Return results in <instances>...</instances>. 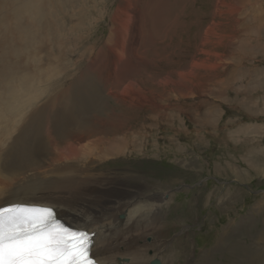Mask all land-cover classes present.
<instances>
[{
	"label": "rangeland",
	"instance_id": "1",
	"mask_svg": "<svg viewBox=\"0 0 264 264\" xmlns=\"http://www.w3.org/2000/svg\"><path fill=\"white\" fill-rule=\"evenodd\" d=\"M167 1L168 20L162 33L149 40L135 33L130 37L137 61L119 91L130 82L139 86L144 92L142 107L130 110L110 97L105 103L106 111L129 112L123 127L117 130L118 136L135 131L140 139L131 144L130 151L104 160L95 153L107 142L98 143L102 135L92 136L98 140L94 143L90 137L88 146L93 142L92 149L83 142L84 147L77 148L80 154L88 155L92 150L91 154L83 163L71 160L75 164L72 166L89 173L93 180H101L89 188L134 192L138 202L145 204L141 210L149 205L150 194H169V201L158 214L140 212L139 217V235L163 246L156 257L161 262L163 256L166 264H264V0ZM47 2L56 9L54 20H48L53 25L46 27L59 33L47 43L51 50L40 53L41 64L47 67L44 54H49L48 61L53 63L60 59L57 63L68 65L71 71L69 79L85 70L95 53L105 48L111 29L116 37L125 35L124 29H119L124 16L114 11L116 6H123L122 0ZM53 45L57 48L54 51ZM197 57L207 64L198 70L197 81L191 78L178 84L177 75L192 72V60ZM212 63L213 67H206ZM103 64L109 72L110 62ZM43 139L48 140L45 134ZM141 140L145 144L140 145ZM63 152L59 146L48 149L37 171L39 179L57 177L52 175L56 170L60 176L63 165L71 164L62 157ZM59 153L61 156H57Z\"/></svg>",
	"mask_w": 264,
	"mask_h": 264
},
{
	"label": "bare ground",
	"instance_id": "2",
	"mask_svg": "<svg viewBox=\"0 0 264 264\" xmlns=\"http://www.w3.org/2000/svg\"><path fill=\"white\" fill-rule=\"evenodd\" d=\"M240 1L242 3L243 0L234 2ZM122 4V7L114 6V11L116 14L120 13L124 16V22L119 28L124 29L125 35L121 34L123 38L114 36V29H111L104 43L105 48L94 52L95 57L92 58V63L87 64L85 70L81 69L83 71H79L72 79H69L71 71L68 69V65L62 66L57 63L60 59L53 63L48 61L50 55L44 54L47 67L45 68L41 64L40 56L42 54L40 53H48L51 50V46L48 47L47 43L57 33L56 30L53 31L49 28L53 23L48 21L54 20L56 7H52L49 2L46 4V0H0V207L11 204L51 207L64 224L74 229H86L94 233L91 256L99 264H149L161 253L163 246L161 247V243L155 239L146 241L139 235L140 212L145 214L152 211L155 215L158 214L162 206L169 201V194H150L149 205L146 209L141 210L145 204L142 205L138 202L139 198L134 192L119 188L110 190L89 188L90 184L101 180H93L89 173L87 174L85 171L86 174H84L83 171H78L81 169L74 168L72 165L75 164L71 163V160L73 162L81 160L82 163L86 161V156H89L92 150H88L90 152L88 155H85L86 152L81 155L77 148L79 149L83 142L87 144L85 147L91 145L92 149L93 142L95 143L98 135L103 136L99 138L100 141L97 140L98 143L107 142V146L102 147L95 154H100L98 157L104 160L130 151L131 144L140 139L135 131L126 133V136L123 137L118 136L117 130L123 127L125 116L129 112L127 110H121V113L106 111L105 103L106 99L110 97L118 105L126 106L130 110L142 107L141 100L144 92L139 86L130 82L123 90L119 91V88L134 71L136 63L135 54L130 47L132 41L130 37L135 33L144 40H149L158 35L159 31L164 29L165 21L168 20L167 7L169 3L167 0H122ZM110 21L111 24H114L115 19L111 17ZM44 27L46 28L44 29ZM55 45H53V51L57 49ZM203 52L202 50V54ZM200 57L192 60V72L190 70L188 73L185 71V73L177 75L178 84L188 83L191 78L196 80L199 77L198 70L207 65L200 62ZM86 59L88 60L89 56ZM107 60L112 66L111 69L109 68V72L104 70L107 66L104 67L103 63H107ZM211 65L214 64H209L206 67H213ZM170 75L172 74L170 73ZM96 79L98 82L95 81ZM111 86L114 87L113 90ZM103 91L108 92L105 94ZM144 100H147V96L144 97ZM43 134L48 138L47 141L43 139ZM92 136L97 137L94 139ZM90 137L94 141L88 146V140L92 139ZM85 140L87 142H84ZM141 144H145V142L141 140ZM52 146L62 147L65 151L62 157L68 164L69 161L71 164L63 165L65 171L64 169L59 171L60 176H58V172L56 173L57 170L50 171L52 175L57 174V177L42 181L39 179L40 175L37 171L42 167L48 149ZM143 146L145 147V145ZM127 149L128 151H126ZM56 153L58 154V152ZM57 156H61V154ZM60 169L62 168L60 167ZM90 206H98L100 209L97 210ZM120 214L123 215L121 218ZM141 222L143 221L141 220ZM151 229L155 230L156 227L152 226ZM236 247L234 248L237 249ZM148 250H151L152 253L149 254ZM229 250L232 251L231 248ZM240 251L241 249L237 250V252ZM161 257L163 258L162 262L161 259L156 258L157 264H166L164 262L166 258ZM213 259L212 261H214ZM209 260L211 259L209 258Z\"/></svg>",
	"mask_w": 264,
	"mask_h": 264
},
{
	"label": "snow or ice",
	"instance_id": "3",
	"mask_svg": "<svg viewBox=\"0 0 264 264\" xmlns=\"http://www.w3.org/2000/svg\"><path fill=\"white\" fill-rule=\"evenodd\" d=\"M93 237L63 224L50 207H0V264H96Z\"/></svg>",
	"mask_w": 264,
	"mask_h": 264
},
{
	"label": "water",
	"instance_id": "4",
	"mask_svg": "<svg viewBox=\"0 0 264 264\" xmlns=\"http://www.w3.org/2000/svg\"><path fill=\"white\" fill-rule=\"evenodd\" d=\"M158 261L155 259V260H152L149 264H157Z\"/></svg>",
	"mask_w": 264,
	"mask_h": 264
}]
</instances>
